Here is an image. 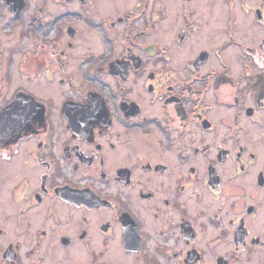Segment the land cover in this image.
Masks as SVG:
<instances>
[{"label":"flooded vegetation","instance_id":"obj_1","mask_svg":"<svg viewBox=\"0 0 264 264\" xmlns=\"http://www.w3.org/2000/svg\"><path fill=\"white\" fill-rule=\"evenodd\" d=\"M0 264H264V0H0Z\"/></svg>","mask_w":264,"mask_h":264}]
</instances>
